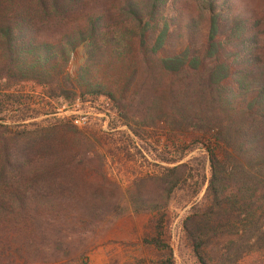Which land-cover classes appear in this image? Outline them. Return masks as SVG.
Returning a JSON list of instances; mask_svg holds the SVG:
<instances>
[{"label":"trees","instance_id":"16d2710c","mask_svg":"<svg viewBox=\"0 0 264 264\" xmlns=\"http://www.w3.org/2000/svg\"><path fill=\"white\" fill-rule=\"evenodd\" d=\"M169 1L0 0V82H33L70 102L104 96L135 137L151 139L169 166L146 174L162 181L159 191L148 197L137 184L131 203L151 214L142 241L152 264H176L170 204L179 192L190 197L182 228L197 262L239 264L264 254V21L231 0H203L204 21L184 23ZM82 44L72 78L66 68ZM119 65L114 85L107 74ZM70 130L73 138L48 132L23 145L0 134V264L46 262L66 243L68 212L57 211L81 200L54 177L84 146L82 131ZM196 148L208 157V179L183 161ZM87 206L80 213L91 225L103 220L105 201Z\"/></svg>","mask_w":264,"mask_h":264},{"label":"rangeland","instance_id":"374dc122","mask_svg":"<svg viewBox=\"0 0 264 264\" xmlns=\"http://www.w3.org/2000/svg\"><path fill=\"white\" fill-rule=\"evenodd\" d=\"M230 2H235L240 10L247 6L264 21V0ZM202 3L203 0H170L167 6L170 13L174 6L181 9L180 19L183 18L184 23L194 19L200 24L206 16L201 11ZM174 40L173 47L176 46ZM196 40L199 46L202 40L199 33ZM177 47H180V43ZM85 58L84 44L71 53L66 72L72 78ZM121 70L123 72V66H117L116 71L107 74V80L114 85L121 84L118 82L123 78ZM4 82H0V116L5 117L6 122L0 121L5 125L0 127V134L6 137L19 135V142L23 145L29 138L48 132L58 133V139L62 136L73 138L70 129L75 126L82 131L79 138L84 143L77 150L78 153L73 154V164L59 168L60 176L54 177L60 184H66L67 191L81 200V204L65 206L57 211L68 212L62 216L65 227L61 229L68 239L62 245V250L48 257L49 261H29L28 264H152L153 252L142 241L151 214L137 211L131 203L138 194L137 184L141 185L142 193L148 197L159 191L162 181L159 178L151 179L146 174H160L162 168L169 166L159 159V155L150 151L151 139L148 137L142 141L135 137L121 121L115 105L104 96H87L84 101L70 102L50 96L52 92L33 82ZM1 86L10 89L6 96H2L4 88ZM14 90L18 93L10 95ZM64 155L67 157V154ZM183 161L190 162L193 173H204L209 178V161L202 149L189 152ZM206 184L194 200L203 196ZM189 199L188 194L179 192L170 204L173 216L171 244L176 264H199L190 251L182 228V220L190 208V205L185 207L184 204ZM96 201H105V208L101 211L103 220L91 225V219L80 212H88L87 204ZM12 259L9 257L4 263L11 264L8 261ZM12 264H25V260L20 257ZM239 264H264V254H249Z\"/></svg>","mask_w":264,"mask_h":264}]
</instances>
